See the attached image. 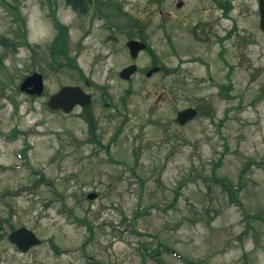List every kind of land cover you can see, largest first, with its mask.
Returning a JSON list of instances; mask_svg holds the SVG:
<instances>
[{"label":"rangeland","instance_id":"rangeland-1","mask_svg":"<svg viewBox=\"0 0 264 264\" xmlns=\"http://www.w3.org/2000/svg\"><path fill=\"white\" fill-rule=\"evenodd\" d=\"M98 1L104 16L91 4L80 14L65 0H0V133L25 132L8 144L0 140V192L8 191L0 199V264H264L258 0H221L232 5L227 15L214 0H183L180 7L178 0ZM117 3L138 26L128 30L130 16L118 14ZM53 18L67 27V53L54 60ZM201 19L220 34L235 27L237 44L224 42L223 59L220 45L204 53L193 36L190 27ZM138 30L152 52L133 59L125 42ZM153 54L172 72L146 77ZM66 55L88 84L64 65ZM132 62L137 72L120 79L118 71ZM32 71L43 75L40 96L18 88ZM62 84L93 95L94 132L81 108H46ZM187 106L198 114L180 125L176 113ZM22 147L25 158L16 154ZM224 182L240 186L239 203ZM90 191L95 198L86 197ZM21 225L41 238L25 252L7 237ZM152 249L155 256L147 254Z\"/></svg>","mask_w":264,"mask_h":264},{"label":"water","instance_id":"water-1","mask_svg":"<svg viewBox=\"0 0 264 264\" xmlns=\"http://www.w3.org/2000/svg\"><path fill=\"white\" fill-rule=\"evenodd\" d=\"M181 3L179 2L178 5ZM258 12H259V27L264 31V0H258ZM127 46L130 50L132 57H135L139 50L145 48L146 44L143 41L137 39H131L127 41ZM136 64H131L124 67L119 75L122 78H128L136 69ZM158 70L155 66L147 71V75ZM33 86L28 88L29 86ZM20 90H24L28 93L40 94L43 90V80L42 75L38 72H33L32 74L26 76L19 85ZM90 101V95L86 93L78 85H63L56 92L49 95L46 106L51 110L61 109L64 112H68L72 107L79 103L81 105L88 104ZM197 114V109L189 106L179 110L176 114V121L179 124H184L188 120L194 118ZM96 197L95 192H89L87 198L92 199ZM9 238L14 242L20 250H26L29 247L40 243V239L35 235V233L26 228L20 227L13 230L9 234Z\"/></svg>","mask_w":264,"mask_h":264},{"label":"flooded vegetation","instance_id":"flooded-vegetation-1","mask_svg":"<svg viewBox=\"0 0 264 264\" xmlns=\"http://www.w3.org/2000/svg\"><path fill=\"white\" fill-rule=\"evenodd\" d=\"M216 4L221 7V2L219 0H214V5L216 6ZM169 16H171V15H169ZM214 25H216V24L211 23L210 21H208L206 19H201L200 21H197L196 23L194 22L193 25L190 28H191V31H192L193 36L196 37V41L199 42L202 45L203 50H204V53L205 52H208L209 51V48L213 44L220 45L219 46L220 47L219 48V52H218L219 53V59H223L221 57V54L220 53L222 52L221 47L224 44V42L226 40H229V42L233 46H235L237 44L238 38H237V35H236V29H235V27H231L230 29L224 31L223 34H220L213 27ZM118 26L119 25L116 23L115 26H114V29H117ZM118 30H119V28H118ZM114 38H115L114 36H111V39H114ZM168 38H169L170 42L172 43L173 40L170 37H168ZM202 58H203L204 61L209 62V60L207 59L206 56H203ZM172 69H173V67H171V68L166 67L165 69L159 70V71H164L165 70V72H172V71H169V70H172ZM118 76H119V71H118ZM151 76H148V77H151ZM85 82H86V84L89 83V81L88 82L85 81ZM92 98H93V95L91 94V102L89 103V105L86 108L80 107L78 105L75 107V108H77V107L81 108L82 112L83 111L87 112V115L88 116L85 115V119L87 120L86 122L89 125V128H90L91 133L95 131V126H96V124H95V117H94V114H93V112L91 110V103L93 102V99ZM104 104L105 105H108V104L110 105V103H108V102H104ZM113 105H114V103H113ZM14 132L16 134H13ZM24 133H25L24 130H19V129H14L13 131H10V134L15 135L16 138L19 137L20 134L23 135ZM12 135H10V136H12ZM8 136H9L8 134H0V140L3 143H5V144H8L10 142H13L14 140H8ZM20 152H24V148L21 149ZM22 154L20 153L21 158L26 157L25 154H23V155ZM0 168H1V166H0ZM2 190H3L1 192L2 195H7L8 194V191H7L6 188H4ZM4 221L8 222V219L6 218ZM12 229H14V228H11L10 231Z\"/></svg>","mask_w":264,"mask_h":264},{"label":"trees","instance_id":"trees-1","mask_svg":"<svg viewBox=\"0 0 264 264\" xmlns=\"http://www.w3.org/2000/svg\"><path fill=\"white\" fill-rule=\"evenodd\" d=\"M150 1H152V2L153 1L157 2L158 1L159 2L160 0H150ZM66 2L69 3V4H72L73 7L77 8L78 10H81V11L85 10V8L88 7V3L89 4L90 3H94L96 10L99 7L96 0H66ZM221 7L223 9L224 15H227L228 12L230 11V9L232 8V5L228 1H223V2L221 1ZM126 15H128V14L126 13ZM53 19H54V22H55V26L57 28V34L55 35V37L53 38V40L50 42V45H49V51H50V54H51L52 58L57 53L64 54V55L67 53V27H66V25L61 23L58 19H56V18H53ZM134 19L135 18H132V20H134ZM130 24L128 25V27H129L128 30H132L134 26H137L136 23H134V22L130 23ZM143 36H144V34L141 33L140 37L144 38ZM65 58H66V61H65L64 65H67L68 67H71V68H75L77 71H79L81 77H84L83 74H82V71H81L80 67L78 66V64L76 63L75 59L72 58V57H68L67 55H66ZM156 62H157V59H156V56H154L152 63H156ZM58 64H59V62H57V61L52 62V65L54 67H56ZM220 88L221 89L223 88L224 90L227 89L226 86H221ZM111 140L113 141L115 139H111ZM93 141L97 142V143L100 142L96 138H94ZM249 164L250 163H248V165ZM224 184L227 187V191L229 192L231 201L239 203L238 197H237V191L240 189V186L237 189L232 190V188L230 186H228L225 182H224ZM68 212L71 213V216L73 218H75V220H78L81 223L85 222L82 219L76 218L75 215L72 213L71 209H69ZM87 229L89 230L90 233H92V228H91L90 225H88ZM52 246L58 251V249H57V247L55 245H52ZM151 251H152V253L149 254V255L155 256V254H156L155 252H157V250L156 249H152ZM188 263H189V261L185 260V264H188Z\"/></svg>","mask_w":264,"mask_h":264}]
</instances>
